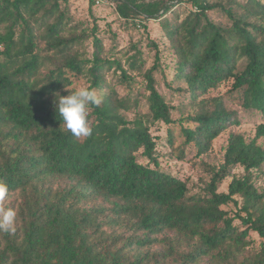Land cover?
I'll return each mask as SVG.
<instances>
[{"label":"trees","instance_id":"obj_1","mask_svg":"<svg viewBox=\"0 0 264 264\" xmlns=\"http://www.w3.org/2000/svg\"><path fill=\"white\" fill-rule=\"evenodd\" d=\"M114 1L132 27L157 22L166 63L149 35L147 68L136 46L124 60L109 56L97 19L80 28L68 0H0V182L4 206L18 210L15 232H0V264H264V0ZM130 71L143 75L146 112ZM157 74L182 98L177 119ZM85 85L102 102L89 107L92 134L77 137L55 95ZM230 105L259 116L254 136L229 131L221 161L208 163L212 142L240 123ZM156 123L178 159L201 156L190 163L204 172L201 190L161 167Z\"/></svg>","mask_w":264,"mask_h":264},{"label":"rangeland","instance_id":"obj_2","mask_svg":"<svg viewBox=\"0 0 264 264\" xmlns=\"http://www.w3.org/2000/svg\"><path fill=\"white\" fill-rule=\"evenodd\" d=\"M89 0H68V8L70 15L73 20L80 24V28H89L92 24L93 17L97 19V34L102 38L103 44L105 45L107 54L111 57H121L123 60V54L129 55L133 53V46H136L142 53V58L144 59V67L147 68L152 64L154 49L147 44L148 35L154 39L158 48L161 51V62L166 63L169 60L170 55H168L166 48V39L163 36V32L159 25L155 21H149L147 27L149 30H144L137 24L136 27H132L129 23L125 22L118 17L114 10L115 1L114 0H104L103 2L96 3L93 1V6L91 11L88 9ZM186 9L182 7L181 10L177 11L179 15L183 14ZM210 18L215 22H221L219 14L209 12ZM84 49L87 51L88 55L91 53V38L84 41ZM131 75V85L129 87L132 95L136 94L138 96L139 105L136 111L146 112V96L147 91L144 89V78L143 75L137 71H130ZM167 77L172 75V72L166 69ZM157 74V88L164 96L165 100L173 105L175 108L172 111V117L177 119L182 113H185L184 108L178 109L181 105L182 98L174 93L172 90L168 89L166 84L158 77ZM81 82V81H79ZM119 93L125 94L127 89L124 85L117 86ZM224 87L211 91L210 95H214L222 92ZM232 108L235 107L238 110V117L240 123L232 127L227 128L223 131L211 144V148L206 156L203 157L208 163L218 164L223 156L224 148L226 146V139L229 131L241 133L245 139L249 140L254 136L255 125L259 121V116L255 113L244 111L237 106L230 105ZM129 118H132L133 113L129 112ZM151 133L157 138V150L159 153V163L166 171L172 174L178 175L184 179H188L189 186L192 191L201 190L203 187L204 172L200 167L191 165L193 159L198 160L200 157H193V150H187L185 159H178L177 155L171 152V146L167 141L166 137V126L163 124L156 123L151 126ZM179 140V137L178 139ZM189 159V160H188ZM264 168V167H263ZM231 172L237 176L243 174V168L239 165L235 166ZM231 179V175L226 177L225 180L219 187L220 191H225L228 182ZM261 180H257V184H260ZM231 213L234 212L235 207L233 205H228L226 207ZM235 222H238L236 220ZM250 238L252 239V246L257 248L260 244V240L256 233L251 232Z\"/></svg>","mask_w":264,"mask_h":264},{"label":"clouds","instance_id":"obj_3","mask_svg":"<svg viewBox=\"0 0 264 264\" xmlns=\"http://www.w3.org/2000/svg\"><path fill=\"white\" fill-rule=\"evenodd\" d=\"M102 97L91 86H80L67 95H55V111L63 121L64 128L72 135L88 137L92 134L89 125V107L99 106ZM7 184L0 182V232H15L18 210L5 207L8 196Z\"/></svg>","mask_w":264,"mask_h":264},{"label":"built area","instance_id":"obj_4","mask_svg":"<svg viewBox=\"0 0 264 264\" xmlns=\"http://www.w3.org/2000/svg\"><path fill=\"white\" fill-rule=\"evenodd\" d=\"M104 0H95V2L98 4L100 2H103Z\"/></svg>","mask_w":264,"mask_h":264}]
</instances>
